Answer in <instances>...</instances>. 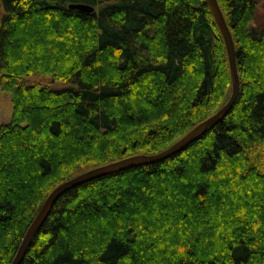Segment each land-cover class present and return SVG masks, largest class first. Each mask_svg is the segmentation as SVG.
<instances>
[{"label": "trees", "instance_id": "obj_1", "mask_svg": "<svg viewBox=\"0 0 264 264\" xmlns=\"http://www.w3.org/2000/svg\"><path fill=\"white\" fill-rule=\"evenodd\" d=\"M216 1L239 78L231 110L166 160L65 192L20 264H264V23L251 25L253 0ZM36 74L65 88L24 83ZM0 89L11 264L57 186L165 150L226 103L231 79L206 0H0Z\"/></svg>", "mask_w": 264, "mask_h": 264}, {"label": "water", "instance_id": "obj_2", "mask_svg": "<svg viewBox=\"0 0 264 264\" xmlns=\"http://www.w3.org/2000/svg\"><path fill=\"white\" fill-rule=\"evenodd\" d=\"M209 9L212 13V16L214 18V21L221 33V36L224 41L227 59H228V65H229V72H230V79H231V93L227 100V102L220 107L214 114L203 120L202 122L198 123L196 126H194L189 132H187L184 136H182L180 139H178L176 142H174L172 145H170L165 150L152 155H135L128 158H124L91 170H88L82 174H79L59 186H57L45 199L43 202L39 212L27 228L24 237L22 238V241L16 251V254L11 262V264H20L22 259L24 258L27 249L29 248L32 240L34 239L35 235L45 222L46 218L48 217L53 205L58 200L60 196H62L65 192L78 187L84 183H87L89 181H92L94 179L129 170V169H135L141 166H147L151 164H155L158 162H161L163 160H166L167 158L179 153L183 149H185L187 146L201 138L207 130L216 125L217 123L221 122L227 113L231 110L233 107L239 93V78L236 68V62H235V49L234 44L229 32V29L226 25V22L224 20V17L219 9V6L217 4L216 0H206ZM69 8L71 9H77L79 11L83 12H92L93 8L82 5V4H74L70 5Z\"/></svg>", "mask_w": 264, "mask_h": 264}, {"label": "rangeland", "instance_id": "obj_3", "mask_svg": "<svg viewBox=\"0 0 264 264\" xmlns=\"http://www.w3.org/2000/svg\"><path fill=\"white\" fill-rule=\"evenodd\" d=\"M255 3V12L251 25L258 27L264 23V0H253ZM27 85L35 84L41 87H48L53 90H61L65 88V84L60 81H53L48 75H31L23 79ZM227 102V101H226ZM12 116V103L9 93L0 89V125L10 122Z\"/></svg>", "mask_w": 264, "mask_h": 264}]
</instances>
